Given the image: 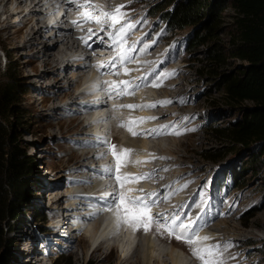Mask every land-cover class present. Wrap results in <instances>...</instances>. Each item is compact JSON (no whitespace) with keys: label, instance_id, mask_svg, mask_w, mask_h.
<instances>
[{"label":"rangeland","instance_id":"374dc122","mask_svg":"<svg viewBox=\"0 0 264 264\" xmlns=\"http://www.w3.org/2000/svg\"><path fill=\"white\" fill-rule=\"evenodd\" d=\"M116 1L112 0V5ZM165 2L166 0H121L120 4H114L111 7V0H80L78 5H85V7H79L81 12H90L92 16H99L101 10L110 12L116 6L123 5L121 11L124 13V17L121 24L112 27L111 21L107 18H102L101 23H96L95 21L86 22L83 17L82 26L78 27L84 29L87 27L92 30L91 32L76 31L73 23L64 24L66 30L68 27L76 34L75 42L72 41L73 45L83 49L82 51L73 49L71 52H67L66 56L75 59L78 54L86 53L84 58L91 63V67L87 68L85 74L91 77L94 68L101 64L108 65L117 54V45H113L109 33H114L123 24L134 25L130 31H127L123 44L126 50L131 49L129 55L133 59L123 66L117 62L115 66L107 69L122 74L123 80L128 78L126 81H131L133 84L140 83L142 78L147 77L145 81L147 86L134 89L133 95L118 96L115 92L109 94L104 88L105 85L108 88L109 84L104 81L118 83L122 80L119 75L117 76L115 73V75H109L111 72L108 71H99L100 74L94 71L100 78H95L94 82H99V90L102 91L100 96L106 95L111 98L109 104L113 106L126 104V101L135 104L143 102V105L156 104L155 107L135 108L132 115L126 113L128 114L126 118L119 113V107L114 109V116L113 110L104 105L103 111L100 110L101 114L109 112V116L99 122L93 121L89 125L88 119H90L91 111L93 115L97 111L93 112V110L87 109L90 107L74 105L71 106L72 109L67 107L63 109L64 111L61 109L53 111V103L47 99L50 95L45 89L49 85L50 88H54L53 90L56 91L54 93H58L55 100L57 104L70 103L65 93L72 96L76 94L75 99L80 102L99 103V94H97V98H94L89 94L78 93L76 82L71 83L72 86L68 85L67 81L71 80L72 74L82 77L84 72L75 70L76 72L71 73L70 70H58L56 74L41 75L39 73L40 76L35 75L40 66L48 67L49 53H56L59 47L63 48L60 45L54 47L57 35L53 37L50 33L54 31V28L47 27L40 32V37L37 39L46 42V46L43 48L39 46V43H36L38 49H35V46L22 47L21 37L24 34L18 36L14 34L24 27L22 25L27 19L35 23L39 16L44 18L46 14L32 13L29 15V9L22 8L21 13L12 15L11 20L7 21L9 23L5 22V24L4 21L7 20L8 15L0 14V83L5 79V67L8 64L16 74L18 86L15 91L20 97L22 107V113L19 114L20 117L15 123V138L20 141L19 146L25 149L26 154L32 157L31 160L36 165L32 173L26 177L23 204L19 205L14 217L8 216L2 223V235L7 243L4 248L0 247V255L3 253L8 256V264H85L86 261H90L91 264H142L134 257L137 246V242L135 245L134 242L138 233H135L129 224L120 223V228L114 232L112 237L99 241L101 247L96 251L95 249L100 243L93 246L94 244L91 245L88 241H77L71 236L74 234L71 230L73 226L68 225L67 230L59 235L57 229L50 227L51 214L58 216L56 219L59 224L63 223L69 213L83 212L80 208L78 210L70 209L71 205L78 207L74 201L75 198L70 197V192L74 190L71 185V177L80 175L76 172V168L83 161L82 153L87 151L94 153L95 151L98 157L102 153H106V147L98 145V141L104 137L111 144L117 145L119 151L123 148L127 135L129 140L146 141L145 146L140 144L141 154L134 155L132 152L130 155L129 160L142 161L139 164L129 163L135 169L132 171L133 176L154 172L158 168L154 171H151L150 168L155 165V162L159 165L173 166V168H167V174L165 173L155 182L153 181L155 185H158L159 179L169 183L167 189L160 188L158 190L160 187L158 186V191L153 192L156 196L150 197V199L156 197L159 201L151 209H155L154 212L152 211L154 217L160 214L161 223H171L173 216L179 214L180 220L184 223L195 221L192 231L197 232L198 235L213 228L214 225H219L222 235L220 234L216 244H209L220 247V255L216 259L222 260L223 264H264V195L261 190L260 173L255 174L246 167L249 153L240 149L239 145H235L211 131L213 126L223 127L231 124L239 115L238 105L230 104L224 99L222 90L217 83L221 73L229 72L241 62L228 54V49L231 46L230 40L233 36L234 13L229 7V2L226 3V7L219 13L220 25L217 35L196 49L187 51V44L192 35L191 28L169 32L161 20L162 12L158 11L153 17L150 15L156 7L162 6ZM62 3H64L67 16L71 17L73 11L68 1L65 0ZM15 5L13 4L12 8ZM67 6L69 10H67ZM44 8L36 9L45 12ZM73 10L76 11L77 8ZM79 13L80 10L72 15L76 26L77 19L81 16ZM34 15L37 16L34 17ZM4 25L10 27L3 29ZM42 25L44 24L40 22L33 27L32 33L34 34ZM21 32H25V30ZM77 32H79V37ZM81 37L87 39V45L80 39ZM213 42L222 55L221 61H218L217 64L212 62L205 53L206 48ZM97 43L100 44L99 47ZM103 52H105L104 56L101 54ZM65 60H61V65ZM93 61L96 66H93ZM125 68L128 69V76H125ZM161 73H174V75L161 79L159 81L161 88L153 87L152 84L158 82L155 78ZM65 76L66 78H64ZM170 83L175 85L168 86ZM180 90L183 91V94H178ZM166 92L167 98L162 96ZM77 94H80V97H77ZM136 95H141L140 102ZM158 101H171V103L161 105L156 103ZM136 109L138 111H135ZM160 111H163L164 117L158 119L161 117ZM71 117L76 118L69 120ZM140 117H155V119H146L143 123L135 125L134 130L139 131L140 135L132 136L127 130L118 126V119L129 121ZM162 125L168 127L161 128ZM106 126L109 127L108 130L104 128ZM81 128L87 130L85 136H80L77 133ZM152 129H164L165 131L160 132L161 135H156L149 131ZM123 135L124 139H122ZM78 138L94 139L95 141L90 146L88 144L90 142H82L77 140ZM176 144L177 146H175ZM160 154H164L168 158L158 159ZM103 157L91 158L90 161H94L93 164L98 166L102 164L115 165L113 157H109L107 154ZM151 162L153 163L151 164ZM145 166L149 168L147 169ZM120 174H131L128 164L120 168ZM234 174L236 175L235 179ZM86 175L88 179H86L85 185L90 186L94 177ZM149 178L126 183L123 189H119L118 185L116 187L128 194L129 186H131L135 188L132 190V194H137L136 188L138 190L139 186L147 185L151 188L154 185L151 182L152 177ZM57 193L62 200L59 206L54 203L53 199ZM147 194L149 193H142V196ZM165 197L169 198L165 199ZM248 213H250V217L246 218ZM163 217H167V220ZM113 221H117V218L115 217ZM88 223L84 222L83 226L89 228L91 222ZM122 229L127 231V236L130 235L127 241V236L123 238L125 234ZM76 232H78V237L83 235L82 229ZM143 235L148 239L149 245H154L153 248L148 249V252L158 261L154 262L150 259L147 264H174L175 260L178 262L177 264H200V261L192 256L185 243L170 237L164 229L157 232L153 225V229L147 233L144 232ZM225 245L230 246L225 248ZM31 250H34L32 255L28 252ZM121 250H123L122 254ZM165 251L168 252V256L165 255ZM227 255L230 256V262L225 261Z\"/></svg>","mask_w":264,"mask_h":264},{"label":"trees","instance_id":"16d2710c","mask_svg":"<svg viewBox=\"0 0 264 264\" xmlns=\"http://www.w3.org/2000/svg\"><path fill=\"white\" fill-rule=\"evenodd\" d=\"M228 2L234 13L228 54L241 62L229 72L221 73L217 83L224 99L238 105L239 115L231 124L213 126L211 131L249 153L246 167L255 174L260 173L264 195V0H166L150 15L153 17L158 11L162 12L161 20L169 32L191 28L192 35L187 44V51H191L217 35L219 13ZM214 43L205 53L217 64L222 55ZM4 75L5 79L0 83L1 248L7 243L2 235V223L8 216L14 217L19 205L23 204L26 177L36 167L15 138V123L22 107L15 91L18 86L16 74L8 64ZM8 263V256L2 253L0 264Z\"/></svg>","mask_w":264,"mask_h":264},{"label":"bare ground","instance_id":"6f19581e","mask_svg":"<svg viewBox=\"0 0 264 264\" xmlns=\"http://www.w3.org/2000/svg\"><path fill=\"white\" fill-rule=\"evenodd\" d=\"M0 8H1V4L2 5V8H1V11H0V14H7L8 17H7V20L4 21V24L5 22L11 20V18L13 17L12 15H15L16 13H21L23 10L22 8H27L29 9V15L32 14V13H40L41 14H46L44 18L48 17V16H51L53 13H58L59 10H60V4H64L62 2H64L65 0H0ZM68 1V4L71 6L72 8V11L74 12V14L77 13V11H79L78 9V6H75L73 5L72 3V0H66ZM80 1V0H78ZM123 2V1H122ZM98 3V2H97ZM121 3V0H117L114 4H120ZM13 4H16L15 7L12 8V5ZM87 4V3H86ZM113 4V5H114ZM112 5V0H111V4L110 6L113 7ZM45 7V12L41 11V10H37L36 8H43ZM90 7V6H89ZM66 8V7H65ZM68 8V6H67ZM66 8V9H67ZM77 8L76 11H74L73 9ZM48 10V11H47ZM69 10V8L67 9ZM108 11V10H107ZM111 12V11H110ZM71 13V12H70ZM72 14V13H71ZM73 14V15H74ZM80 15V14H79ZM78 15V16H79ZM37 16V15H34V17ZM70 16V15H69ZM66 13L63 12V16L61 17L60 19V22L57 23V22H54L53 25H57L58 27H62L63 29L66 27L64 26V24H70L67 20H66ZM73 17V16H72ZM44 18H42L41 16L38 17L37 21L35 23H32V20L30 19H25V17H23V19L26 20L25 23H23L22 26H24L22 29H19L18 31H16L14 34H16V36H18L19 34H24L23 37H21L22 41H23V45L22 47H30V46H35V49H38V45L36 46V43H39L41 47L44 48V46H46V42H43V41H39L37 38L40 37V32L47 28L46 24H45V21H44ZM40 22H42L44 25L40 26L37 31L33 34L32 33V29L33 27H35L36 25H38ZM9 23V22H7ZM34 26H33V25ZM74 25V24H73ZM10 26L7 27V25H4L3 26V29H8ZM72 27V26H71ZM22 30H25V32H21ZM88 31L89 29L86 27V29H84L83 27L80 28V31ZM55 31V32H54ZM54 31L50 32L52 34L53 37H56L55 39V43H54V47H57V46H62L63 48H60L59 47V50L56 52V53H49L48 54V67L47 66H40L38 68V71L35 73V75H39L40 74H46V73H51V74H56L57 71H62V70H70L71 73H74L75 70H78V71H82L84 73H82V77H78V74H72V78L71 80H68V85H70L71 83L73 82H76V85H77V88H78V93H81V94H89L91 97H98L100 96V93L102 92L101 90H99L100 87H94L96 85H98L99 82L95 81V78H99L97 77V73H94V71L96 72H101V71H108V72H111L109 73L110 74H114L115 72L112 71V70H109L107 69L108 67H97V68H94V71H93V75L92 77L89 76L88 74L86 75L85 72H87V68H89V66L91 67V63L89 61H87V59H85L84 57H86V53H83V54H78L77 57L75 59H70L68 58V56H66L67 52H71L73 49H75L76 51H78L79 49L82 51V47L80 48H77L76 45H73V43L75 42V36L76 34H74L73 30L69 29L67 27V30H60L59 28H54ZM50 36V35H49ZM79 37V36H78ZM73 41V43H72ZM90 41V40H89ZM93 41V39H92ZM77 42V41H76ZM73 46H75L73 48ZM97 46L99 47L100 44L97 43ZM117 49H118V46H117ZM43 50V49H42ZM114 50V49H113ZM51 51V50H50ZM54 51V50H53ZM107 53V52H106ZM69 54V53H68ZM102 56H104L105 52L101 53ZM50 58V59H49ZM64 63L63 65H61V60H64ZM144 61V60H143ZM35 62V61H34ZM147 64V63H146ZM46 65V64H44ZM119 66V65H118ZM117 66V67H118ZM150 66V65H149ZM77 68V69H76ZM115 69V68H114ZM117 70V69H116ZM148 70V69H147ZM41 71V72H40ZM76 72V71H75ZM99 72V74H100ZM40 73V74H39ZM61 73V72H60ZM105 74V73H104ZM108 75V74H106ZM115 75V74H114ZM139 75V74H138ZM63 76V75H62ZM113 76V75H112ZM118 76V75H117ZM125 76H128V74H125ZM116 77V76H115ZM119 77L120 79H124V76L122 74L119 73ZM136 77V76H135ZM66 78V76L64 77ZM107 78V77H106ZM62 79V78H61ZM60 79V80H61ZM100 79V78H99ZM98 79V80H99ZM128 79V78H126ZM125 79V80H126ZM103 81V80H102ZM105 82V81H104ZM57 83V82H56ZM55 84V83H54ZM75 84V83H74ZM73 84H71L72 86ZM175 85L174 83H170L168 86H173ZM107 88V87H106ZM161 88V87H159ZM46 89V92L49 93V97L47 98L48 100H51L52 101V110L55 111V110H58V109H61L63 110L64 108L66 109L67 107H69V109H72L71 106H82V107H90V108H87V109H91L94 111H97V115H93L92 111H91V115H90V119H88V125L95 121V122H99L100 120L102 119H106V117L109 116V112L106 113H102L101 114V111L102 108L106 107H110L112 110H113V115L115 116L114 114V109L116 107H113L112 104H109V99L111 98H108V96L106 95H102L100 96V102L99 103H90L88 101L86 102H80L79 100L75 99L76 97V94L75 96H72V95H69V93H65L66 96H68V99L70 100V103L66 102L65 103H61V104H57L55 103V100L57 99L58 97V93H54L56 92L55 90H53L54 88H50V85L49 87L46 86L45 87ZM176 89V88H175ZM183 91L180 90V92H178V94L182 93ZM77 93V92H76ZM97 94H99L97 96ZM183 94V93H182ZM78 95V94H77ZM80 95V94H79ZM77 96V97H80V96ZM163 97L167 98L168 95H167V92L163 93L162 95ZM143 97V96H142ZM174 97V96H173ZM176 97V96H175ZM136 98H138L139 102H140V99H141V95L138 96L136 95ZM126 99H128L126 97ZM112 100V99H111ZM137 100V101H138ZM164 100V99H163ZM79 101V102H78ZM98 101V99H97ZM85 103V104H84ZM97 104V105H96ZM126 104H135V103H132V102H129V101H126ZM135 105H143V102H141L140 104L139 103H136ZM117 109V108H116ZM120 111L119 113L124 117L126 118L128 116V114H131V113H134L133 110L134 109H128V108H119ZM142 109V108H141ZM139 109V110H141ZM79 110V108H78ZM101 110V111H100ZM168 110V109H167ZM64 111V110H63ZM117 111V110H116ZM135 111H138L137 109ZM79 112V111H78ZM82 112V111H81ZM159 112V111H158ZM163 112V111H162ZM162 112L160 111V114H161V117L158 118V119H161L162 117H164V114L162 115ZM128 113V114H126ZM167 113V112H166ZM165 113V114H166ZM86 114V113H85ZM112 115V116H113ZM132 115V114H131ZM73 118H76V117H71L69 120H72ZM94 118V119H93ZM117 118V117H116ZM179 119V118H178ZM119 120V124L121 121H128V120H124V119H118ZM133 120H136V119H133ZM96 124V123H95ZM91 126V125H90ZM105 130H108L109 127H104ZM82 129V130H81ZM79 132H77L80 136H83L84 134H86V129L84 128H81ZM123 130H126L125 128H123ZM146 130V129H145ZM111 131V130H110ZM162 131H165L164 129H160V132ZM108 132V131H107ZM126 132V131H125ZM138 133H140L139 131H137ZM147 134V133H146ZM144 135V134H143ZM161 135V134H160ZM85 136V135H84ZM116 136V135H115ZM122 136V135H121ZM101 137V136H100ZM115 138V137H114ZM117 138V137H116ZM128 138V135L126 136L125 138V142L123 144V148H129V149H132L133 150V154L134 155H138L139 153L141 154L142 152V149L140 147V144L142 143L143 145L142 146H145L146 145V141H142L141 140H129L127 139ZM99 139V138H98ZM113 139V138H112ZM122 139H124V135L122 137ZM121 139V140H122ZM77 140H80V141H88L90 143H88L90 146H92V143L95 141L94 139L91 140L88 138H78ZM102 138L98 141V145H101L103 147L104 144L101 142ZM79 141V142H80ZM87 143V142H86ZM180 143V141H179ZM178 143V144H179ZM97 144V143H96ZM114 144V143H113ZM158 144V143H157ZM160 144V143H159ZM175 144V143H174ZM97 145V146H98ZM149 145V144H148ZM177 146V144L175 145ZM161 147V146H160ZM107 148L105 149L106 153H107ZM171 153V152H170ZM100 155V154H99ZM109 157H111V154H107ZM131 155V154H130ZM169 156V155H168ZM171 156V154H170ZM160 157H165V159H167L168 157L164 156V154H160ZM81 158L83 161L80 162V165L76 168V172L79 173L80 175H78L79 177H71L72 178V181H71V185H73V188L74 190H72L70 192V197H74L75 198V203L78 204V207H75L73 205L70 206V209L72 210H78L80 208V210H83V212H79L78 211H74L72 213H69L66 218L63 220V223H59L57 224V226H55V228L58 230L57 234H62L64 233L65 230H67L68 228V225H70L72 228V233H74L73 235H71L73 238L77 239V241H80V242H84V241H88L89 243L94 244L93 246H97L96 244L99 242V241H104L106 239H109L110 237H112L114 235V232L117 231L119 228H120V223L118 224L117 221H112L111 222V219H110V216L111 214H113V210H109L107 208V204L108 202L111 200V193H113L115 190H117V187H116V181L115 179H113V176H109L105 171H104V166H106V164H102V165H96V164H93L94 161H90L91 158L93 159H98V155H96V152L94 151V153H91V151H87L86 153H82L81 155ZM104 158V157H103ZM108 158V157H107ZM130 158V156H129ZM128 158V159H129ZM142 158V157H141ZM143 159V158H142ZM159 159V158H158ZM101 161V160H100ZM154 161V160H153ZM109 162V161H108ZM113 162V161H112ZM177 162V161H176ZM97 163V162H96ZM110 163V162H109ZM129 163H131V159L129 160ZM128 163V167L129 169L131 170V175L133 174L132 171L135 170L131 164ZM153 162H151L152 164ZM179 163V162H177ZM176 163V164H177ZM177 166V165H176ZM146 167V166H145ZM173 168L172 165H165V164H157L155 162V165L153 167L150 168V170L154 171V169H157L155 170L154 172V175L150 176L152 177V180L151 182L153 183V181L155 182V180H157V178L163 176V174H167L166 170L167 168ZM147 169L149 167H146ZM147 171V170H146ZM137 173V172H135ZM134 173V174H135ZM147 173V172H146ZM149 173V172H148ZM162 173V174H161ZM86 174H89V175H92L94 178H93V181L92 183L90 184V186H86L85 185V181L87 178V175ZM136 175V174H135ZM167 176V175H166ZM165 176V177H166ZM108 177H111V179H108ZM108 179V180H107ZM150 179V178H149ZM158 185H152V187L150 188L149 186H139L138 187V190L136 188V192L137 194H132V191L128 193V195H133V196H142V193H153L154 191H158L160 190V188L163 190V189H167V186L169 185V183H167V181L165 182L163 179H159L158 180ZM85 185V186H84ZM115 185V188L113 187ZM160 186L157 190V187ZM169 187V186H168ZM129 188L131 190H134L135 188L134 187H131L129 186ZM128 188V189H129ZM144 189L143 192L140 191V189ZM171 192V191H170ZM52 194V193H51ZM54 194V193H53ZM171 194V193H170ZM165 195H166V190H165ZM167 196V195H166ZM163 197V196H162ZM171 197V196H170ZM169 198V197H168ZM167 198V199H168ZM54 199V203H56L58 206L61 204L62 200H61V197L60 195L57 193L56 197H53ZM153 199H156L153 198ZM178 200V199H177ZM189 202V201H188ZM187 202V204H189ZM74 203V204H75ZM189 208V207H188ZM103 209V210H102ZM200 209V208H199ZM155 209L151 210V212L153 211L154 212ZM201 210V209H200ZM199 210V211H200ZM103 211V212H102ZM168 212V211H167ZM103 214V215H102ZM157 214V213H156ZM103 216V217H102ZM56 217L58 216H55V214H51L50 216V221L54 220ZM114 220V219H113ZM100 221V222H99ZM84 222H91L90 225H89V228H87V226H83L84 225ZM88 223V224H89ZM100 223H103L100 225ZM86 224V225H88ZM219 226V225H218ZM214 225L213 228H210L208 231H205L204 233H200L199 236L200 237H203V236H208L210 237L209 240L207 241H200L198 244V246H204V245H209L210 243H217L218 240H219V236L221 234V231H220V228ZM50 227H53V226H50ZM81 231V229L83 230V235L79 236L78 237V232L75 231ZM123 230V233L125 234L124 237L127 236V231L125 229H122ZM225 232V231H224ZM223 232V233H224ZM135 233H138L137 234V238L135 239V242H134V245L136 244L137 242V246H136V251H135V255L134 257H136L137 261L140 260V262L142 264H147L148 261L151 259L154 260V262H158L157 259H155L153 256H151L148 252V249L149 248H153L154 245L150 244L149 245V242H148V239H146V236H144V232L143 230H140L139 232L138 231H135ZM130 234V232H129ZM159 237H162L161 235L157 234ZM222 235V234H221ZM130 237L127 236L126 238V241L127 239ZM72 238V239H73ZM233 240V239H232ZM171 241V240H170ZM172 242V241H171ZM227 242V241H226ZM100 243V242H99ZM24 244V243H23ZM224 244V243H223ZM101 247V243L96 247L95 251L97 249H99ZM178 247L182 248L180 245H178ZM123 249V248H122ZM158 250V249H157ZM30 252V254H34V250H31V251H28ZM123 250H121V254H122ZM164 252V251H163ZM161 253V252H160ZM120 254V256H121ZM165 255L168 256V252L165 251ZM170 255V254H169ZM119 256V258H120ZM230 256L227 255L225 257V261L227 262H230ZM161 261V260H160ZM139 262V263H140ZM166 263V262H165ZM178 262L175 260V263L174 264H177Z\"/></svg>","mask_w":264,"mask_h":264},{"label":"snow or ice","instance_id":"6c2138e0","mask_svg":"<svg viewBox=\"0 0 264 264\" xmlns=\"http://www.w3.org/2000/svg\"><path fill=\"white\" fill-rule=\"evenodd\" d=\"M72 2H75V0H72ZM78 6L85 7L84 4H80ZM123 7V5L116 6L111 12H105L101 10L99 16H92L90 12H84L83 16L86 22L95 21L96 23H101L102 18H107L111 21V26L115 27L116 25L121 24V20L124 17V13L121 11ZM73 23L75 24L76 21H73ZM132 27H134V25L123 24L121 25V27L116 29L114 33H109V37L112 40L113 45L118 46V51L116 56L112 61L109 62L108 65L101 64L99 65V67H113L117 62H119L123 66L126 62H131V60L133 59V57L129 55L131 49L126 50L123 47V44L125 43L124 38L127 35V31H130ZM88 31L91 32L92 30L89 29ZM80 39L83 40L86 45L88 44L87 39H85L84 37H81ZM127 72L128 69L125 68V74H127ZM115 74L119 75V73ZM172 75H174V73L158 74L155 78L158 82L153 83L152 86L159 87V81L161 79L168 78ZM146 80L147 77L142 78L141 82L136 84H133L131 81L126 80H121L119 81V83H117L116 81H105L104 83L109 84V87L107 89L109 94L115 92V94L118 96H126L133 95L134 89H138L141 86H147V84L145 83ZM94 87H99V85H96ZM156 103L166 105L168 103H171V101H158ZM155 106L156 104H123L118 106L114 105L113 107L135 109ZM146 119H155V117H140L136 120L121 121L118 126L125 128L132 136H137L141 133H138L134 130L135 125H137L138 123H143ZM167 127V125L161 126V128ZM149 131L151 133H155L156 135L161 134L159 129H152ZM101 142L108 149V152L102 153L98 158H103L104 155L109 153L113 156V158L115 159V165L104 166V171L109 176H115L116 185L119 186V189H123L126 183L132 182L134 180L138 181L146 179L154 175V173H145L142 176H133L131 174L121 175L120 168L122 166H126L129 163L128 158L133 150L129 148H121L118 151L117 145L111 144L106 137L102 138ZM159 159H165V157H159ZM131 162L133 164H139L142 161L136 160ZM113 187L115 188V185ZM119 189L110 194L112 198L107 204V208L109 210H114V214L116 215L118 224H129L135 231L143 230L145 233L151 231L153 229V225H155V230L157 232L161 231V229H164L170 237H173L175 240L185 243L189 247V251L191 252L192 256L200 261V264H223L222 260L216 259V257L220 255V247L218 245L198 246V243L200 241H207L210 239V237H200L197 232L192 231L195 221L184 223L182 220H180V215L176 214L173 216L171 223H161L159 218L160 214L154 217L151 212L152 207L159 202L157 199H150V197L156 196L155 193H149L144 196H131L123 191H120ZM131 191L132 190L129 189V192ZM140 191L143 192V189H140ZM165 199H167V197H165ZM163 218L167 220V217ZM228 246L230 245H225V248H227Z\"/></svg>","mask_w":264,"mask_h":264},{"label":"clouds","instance_id":"9594fccd","mask_svg":"<svg viewBox=\"0 0 264 264\" xmlns=\"http://www.w3.org/2000/svg\"><path fill=\"white\" fill-rule=\"evenodd\" d=\"M62 5H63V4H62ZM94 41H96V40H94ZM2 58H3V56H2ZM110 219H111V217H110ZM112 221H113V219H111V222H112ZM101 224H103V223H100V225H101ZM66 233H67V232H66Z\"/></svg>","mask_w":264,"mask_h":264}]
</instances>
